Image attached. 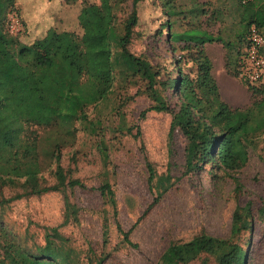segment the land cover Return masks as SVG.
<instances>
[{
	"label": "trees",
	"instance_id": "obj_1",
	"mask_svg": "<svg viewBox=\"0 0 264 264\" xmlns=\"http://www.w3.org/2000/svg\"><path fill=\"white\" fill-rule=\"evenodd\" d=\"M140 1L62 0L65 5L78 4L75 17L80 32L50 26L28 44L15 43L14 49L8 43L5 16L0 12V208L19 198L56 191L62 195L59 225L78 221V207L69 194L84 184L73 176L74 167L60 164V152L75 141L78 124L97 136L94 146L101 171L96 190L121 236L119 242L134 246L129 239L130 229L123 230L116 219V200L106 169L105 125L102 118L91 119L86 113L89 107L107 99L116 68L123 79L127 78L126 83L142 81L149 104L140 116L147 111H161L172 119L186 117L180 125L189 142L183 174L207 164L230 178L235 198L243 192L235 173L246 164L248 149L254 150L256 140L264 133V75L249 82L238 77V68L248 43L249 26L264 36V0H151L162 15L155 33H165L169 57L173 58L174 76L165 77H161L160 67L128 49ZM128 2L130 10L116 29L115 11ZM2 3L0 0V8ZM10 6L7 2L4 10ZM206 43L222 46L223 68L247 91V105L231 107L220 97ZM175 51L180 55L176 56ZM261 53L264 55V45ZM181 61L185 66L190 63L186 71ZM167 94L176 98L175 109L170 108ZM193 122L195 127L189 131ZM172 130L170 125L169 144ZM146 167L147 181H151L154 170L148 163ZM45 170L50 181L43 176ZM4 190L11 194L4 195ZM254 215L264 221V198L258 200ZM252 218L249 200L236 204L226 238L199 232L187 241L170 242L160 253L158 264H186L198 256L200 264H207L209 257L214 264H245V250L238 241L250 230ZM107 227L103 217V244ZM106 255L92 251L88 264H103ZM0 264L80 263L58 226L45 227L43 243L26 247L0 224Z\"/></svg>",
	"mask_w": 264,
	"mask_h": 264
},
{
	"label": "rangeland",
	"instance_id": "obj_2",
	"mask_svg": "<svg viewBox=\"0 0 264 264\" xmlns=\"http://www.w3.org/2000/svg\"><path fill=\"white\" fill-rule=\"evenodd\" d=\"M2 1L0 12L5 16L3 25L11 48L17 42L28 44L39 38L50 26L80 32L75 17L77 3L65 5L62 0ZM7 2H11V6L4 10ZM121 7L115 11L116 29L130 10L129 2ZM136 14L129 51L160 67L161 77L174 76L171 71L173 58L169 57L165 33H155L162 21L161 12L151 0H141L136 5ZM207 47L214 72L221 74L223 92L232 97L229 106L247 104L249 95L245 88L221 69L219 61L217 64L222 57L220 44L211 43ZM174 53L180 55L179 51ZM180 65L186 71L190 63L185 66L181 61ZM163 69H166L165 73ZM125 81L127 78L123 79L116 68L107 99L96 107H89L86 113L91 119L95 116L102 118L105 125L106 169L115 195L116 219L123 230L130 229L129 239L134 246L119 242L121 236L96 190L101 171L94 146L97 136L78 124L75 141L60 152V164L74 167L73 176L84 184L83 188H75L69 194L70 200L78 207V221L59 225L62 195L50 191L10 201L0 208V224L26 247L43 243L45 227L58 226L60 233L69 239L80 264H88V255L92 251L107 253L103 264H158L160 253L170 242L187 241L199 232L226 238L233 207L249 200L253 214L251 228L240 236L238 243L245 250V264H264V221L254 215L258 200L264 198V133L256 140L255 149H248L246 164L235 173L243 191L235 198L230 178L207 164L198 171L183 174L184 153L189 142L180 125L186 117L172 119L169 113L161 111H147L140 116L149 104L142 81ZM166 97L170 108L175 109L176 98L169 94ZM222 100L225 99L222 97ZM170 125L173 130L169 144ZM193 127L194 122L189 131ZM128 128L129 133L126 132ZM147 163L154 170L151 181H147ZM43 176L47 181L51 180L47 170ZM10 194V190H4V195ZM150 203L152 206L143 214ZM103 217L108 226L104 244L101 237ZM200 262L198 256L186 264ZM207 264H214L211 257Z\"/></svg>",
	"mask_w": 264,
	"mask_h": 264
},
{
	"label": "built area",
	"instance_id": "obj_3",
	"mask_svg": "<svg viewBox=\"0 0 264 264\" xmlns=\"http://www.w3.org/2000/svg\"><path fill=\"white\" fill-rule=\"evenodd\" d=\"M247 46L238 68V77L246 81H255L264 75V55L261 48L264 36L250 25L247 32Z\"/></svg>",
	"mask_w": 264,
	"mask_h": 264
},
{
	"label": "crops",
	"instance_id": "obj_4",
	"mask_svg": "<svg viewBox=\"0 0 264 264\" xmlns=\"http://www.w3.org/2000/svg\"><path fill=\"white\" fill-rule=\"evenodd\" d=\"M211 43H206L205 44V51H206V54H207V56L209 57V59L211 60V63H213V60H212V58H211V56H210V54H208V45H210ZM221 46V45H220ZM221 48H222V46H221ZM223 54H224V51H223V48H222V57H220V59L219 60H217V64H218V61L220 62V67H221V69L225 72V70H224V68H223ZM217 59H218V57H217ZM217 68H218V66H217ZM226 73V72H225ZM211 74H212V76H213V78H214V80H215V82H216V85H217V88H218V92H219V94H220V96H221V98L223 97L225 100V102L229 105V103H230V101L232 100L231 98L232 97H227L226 96V94H225V92H223V88H225L224 87V85L222 84V82H221V74H216L215 72H214V70H213V68L211 69ZM227 74V73H226ZM228 75V74H227ZM229 76V75H228ZM232 77V76H231ZM237 83H239V82H237ZM248 104V103H247ZM247 104H244L243 106H245V105H247ZM243 106H240V105H238V104H233L231 107H243Z\"/></svg>",
	"mask_w": 264,
	"mask_h": 264
}]
</instances>
